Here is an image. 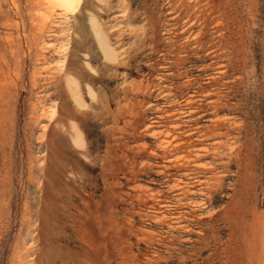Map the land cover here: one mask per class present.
<instances>
[{"label":"rangeland","instance_id":"rangeland-1","mask_svg":"<svg viewBox=\"0 0 264 264\" xmlns=\"http://www.w3.org/2000/svg\"><path fill=\"white\" fill-rule=\"evenodd\" d=\"M67 2L0 0V264H264V0Z\"/></svg>","mask_w":264,"mask_h":264},{"label":"bare ground","instance_id":"bare-ground-1","mask_svg":"<svg viewBox=\"0 0 264 264\" xmlns=\"http://www.w3.org/2000/svg\"><path fill=\"white\" fill-rule=\"evenodd\" d=\"M63 1H64V3H66L65 5L69 4V2H67V0L66 1L63 0ZM189 103H191V102H189ZM179 128H181V127H179ZM216 130H218V128L213 129L212 131H210V134H209V136L212 138V140H215V143H214V141L212 143V146H211L212 148H217V147L221 146L218 139L222 138V134L220 132H216ZM194 131L195 130L189 131V134L184 136V134L181 133L182 131L179 133V132H177V129L174 127L165 130V132L163 133L164 137H163V140H162L161 145H160V147L162 148V151L160 154L156 152L161 157L165 158L167 160L166 162H170V164H171V161H175V162L178 161L180 163L179 165H181V168L185 171L186 178L181 179L180 181H178L174 185V188H175L177 195L179 197V201L186 199V198H188L189 195H191V193L189 191L190 188L195 187V185H199V184L203 183V179L200 177V174L202 172L208 171L207 168L202 167V164H203L202 160H203L205 154H203L198 148L190 149L191 147L189 146L190 145L189 138L192 134L195 133ZM168 148L170 149V152H167L165 150ZM170 164H169V167L172 165V164L171 165ZM165 165H166V163H165ZM176 165H178V163ZM167 166L168 165H166V167ZM202 170H204V171H202ZM188 172H190L192 175H195V177L189 176V178H187ZM191 179L193 181H191ZM170 216H172V215H170ZM184 216L185 215L180 212L178 214H173V216L171 218L172 219H183ZM168 219H170V218H168ZM171 221L173 222V220H171ZM177 222H179V221H177Z\"/></svg>","mask_w":264,"mask_h":264}]
</instances>
